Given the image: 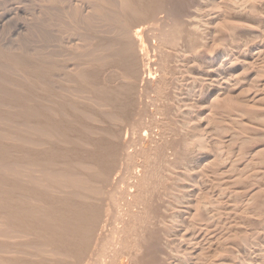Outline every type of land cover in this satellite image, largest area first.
<instances>
[{
  "label": "rangeland",
  "instance_id": "374dc122",
  "mask_svg": "<svg viewBox=\"0 0 264 264\" xmlns=\"http://www.w3.org/2000/svg\"><path fill=\"white\" fill-rule=\"evenodd\" d=\"M100 1L99 0H94V1L93 0H89V1L88 0L87 1L86 0H67V1L66 0H57V1L56 0H0V159L2 160V162H0V191H1L0 194L3 191L8 192L9 190L11 192L10 194L16 193L15 194L16 196L13 195L15 199L13 198V200H11L12 201L11 202L12 204L10 205L11 207L9 206L7 210L1 208V210H4V211L0 210V213H2L0 215V218L3 217L4 219H6V218L11 219L12 217H10V216H14V217H16V219L15 218L14 219L17 220V217H18L17 222H15V220L12 219V220H14V221H11L12 223L9 222L10 219L9 220L6 219L5 222L3 219H2L3 221L0 220V225H1L0 231L5 228V231H1V234H4V235L6 234L5 236L2 235L0 238V244H1L0 245V251H1L0 252V259H1L0 264H36V263L37 264H65L66 262H70V261H67L68 259H65V258H69L68 255L70 257L74 256L73 251H72L73 248H71V246H74V240L72 238H70L71 235L73 236V234L70 235V233L67 234L66 232L69 231V229H68L69 225H71L73 220L78 216V215H76L78 213L77 212L78 206L75 210V207H76L75 205L76 204L79 205V203L82 202V199H83L82 196H84L85 194L80 196L81 192L83 194V193H86L87 190L88 191L90 190L89 187H91V186H89V183H91L92 187H93V185H95V182H92L93 180H92V174L91 173L95 171L96 165L97 164L99 165V163L101 161L99 162V160H97L98 163H96L97 161L94 162L93 153L95 151H97L98 148L102 144H103V146L105 145L106 140H107L106 137H108L106 135V132L108 131L107 129H108L109 124H110L109 122H111L113 119H114L113 120L114 122L112 121L111 124L114 125V124H116V122H118V118H119V114H118L119 100H118V98H119L121 93L123 94L122 89H124L123 87H125L124 85L127 83V81H125V84L123 83L124 80H126V79L123 77V75H121L122 74L121 67L117 66L114 62V61H116L117 56L120 59V55L122 52L121 50H123L122 46L120 45L121 43L119 44V41H121V39L118 36L120 35V29L122 27L121 26L122 23L120 25L119 22H123L125 20L126 14H127V11H125L126 14L123 13L124 9H126V5H124L125 1L124 2H123V0H118V2H117V0H113V1H111V0H108V1L107 0H100ZM93 2H94V4H93ZM223 2H224L223 0L221 2H219V0L218 1L217 0H208V1L206 0V11H207L206 18L200 17V12L198 11V7H193V6L186 4V10H187L186 13H188V14H186V13L185 14L187 16L189 14H191L193 16V18L196 19V20L193 19L191 16L192 20L193 21L195 20L194 21L195 27L193 28L194 31L192 30L193 33L190 34V38L193 41L196 40L195 42L199 45H202V43H203V45L206 44V64L209 65L207 69L212 71V73L214 74V75H212V73L209 70L206 71V73L207 72L208 73L206 76V79H207L206 83L207 84H206V105H205L206 108L205 109L200 110V108H199L197 110L196 107H194L192 105L189 106L187 104V102H185V101L182 102V100L177 99L179 97V92L181 91V93H183L185 91L184 88L188 87L186 85L188 83V76H189L188 74L189 73L186 72L187 68H184L187 66V62H185V60H186L185 57H188V52L186 53V51H184V50L179 51V49L176 47V45H173L171 43L172 42L171 37H169L170 41H167L169 38L164 37V39L166 38V40L162 39V42L158 43V45H160L163 48H165V46H166V48H167V50H169V52L172 51V53L170 52L172 55L170 54L171 56H169L172 60L167 56H165V58L163 59L164 65H166L165 61H168V60L171 61V62L168 61V64H167V65H169L168 67H170L171 69L169 68V69H167V71H165L166 74L164 77H165L166 81L164 80L165 84H162L163 88L161 87L160 90L158 87L154 88L148 92L147 96L143 97L144 100L146 99L145 101L143 100L144 103H142V105H143L142 107L144 109H142L141 115L137 116L136 117L137 119L132 122L133 126L131 125V127H130L131 133L130 132L129 133L131 134V136L129 134V137H130L131 142L133 140V142H132L133 147H131L129 149V152L130 151H131V153L133 151L137 152V148L138 149L140 148L137 146H139V142H142V141H140V139L146 133V129L149 127H153L155 129L156 128V127H154L155 123L157 126L160 124V126H158L159 128L157 127L158 130L160 128H163L164 129L163 131L166 132V134H165V132L163 133V131H161L162 135L164 137L167 135L165 137L167 139V140H165L167 144L165 143L164 146L161 145L162 147H159L160 150L158 149V146L157 147L155 146L156 143L153 144L154 151L151 152V154H150V158L152 157L150 159V161L152 163V165L150 164V166L153 170L152 176H151L152 180L147 179L149 181V184H148V187L146 188V190H144V192H143L144 194L142 195L143 197H144V195H147V197L145 196V199L147 202H144V204H140V205L138 204L137 205V206H139V208H137V209H140V210L142 209L141 210L142 213H139L140 220L138 219L135 222L136 224L134 223L133 225H131L132 219H130V215H129L130 212L128 211L132 208L130 203L134 202L136 197H134V198L132 197V199H134V201H132L129 198V196L125 195L127 192L126 188H128V187H126V186H128V183L130 184V181L134 183L135 180H137L133 175V170L131 167V166H133V163H134L133 162L134 159H133V155H132L133 153L128 155L127 157H125V161H124L125 166H123V170L125 172L123 170L121 172V175H122V173H124L121 176V177H123L122 184L119 183L118 185H116L114 187H109L110 189L108 190L109 194H107V195H109V197H108L109 200L117 202V205L119 208L117 207L116 211H117V213L119 212V214H118L119 216H118V219H115V217H113L114 215H111L113 217L114 222L112 221V218H111L110 219L111 221H109L110 224L108 223V226L111 225L113 229L111 228V226L108 227L107 229H109L110 231H114V225H115V230L125 232L124 234L118 232V235H122V239H124V240L126 239L125 241H127L129 244L130 243L131 244L137 243L138 245L136 244V246L137 247L140 246L139 247L140 251H141L140 254L142 255V259H143L142 260L143 263L141 262V264H145L146 261H147L146 264H161V263L167 264L168 262H169L168 264H173V263L174 264H180L179 262H181V264H195V262L197 263V261L200 264H204V263L205 264H209V263L210 264H216V261L219 262V259L215 260V256L219 252L221 254V251L223 248L224 249H228V248L230 249L231 248L230 246L235 241L236 237H238V239L242 238L240 240H244L247 236L254 235L253 234L254 230L252 231V229L257 228L258 230L261 231V232H259L260 233L259 235H261V237H262L261 241H262V239H264L263 238L264 237V203H263L264 202V199H263L264 198V196H263L264 190H262V189H264V170H263L264 169V149H263L264 148V143H263L264 142V110H263L264 109V47L263 48H260L259 46H258L259 48L257 47V45L259 43L264 42L263 41L264 40V7H263L264 6V0H259V1L253 0V2H255L257 4H260V5L262 4V6L256 4V6H258V7H254V8H253V6L255 5V3H253V2H251V5L253 4L252 7L247 5V3L250 4L249 0L248 1H246V0H233V1L232 0H226V2H224L225 4ZM241 3H242V5H241ZM61 4H63V5H61ZM115 4H116V7H115ZM243 4H244V6L245 5L246 6L244 7ZM77 5H78V7H77ZM239 5H241V6H239ZM123 7H125V8L123 9ZM249 7H251V8H249ZM104 8H105V10H104ZM192 8H194V9H192ZM195 8H196V10H195ZM255 8L257 9V17L258 18L256 17L255 20L253 21L254 22L253 23L252 21L248 20L249 19L248 16H249V13H251V12L253 13V11H250V9L254 10ZM57 10H58V13H57ZM190 10H192V11H190ZM234 10H237V11H235V13H234L233 12ZM50 11H51V13H50ZM70 11H71V13H70ZM79 11H80V13H79ZM89 11H90V13H89ZM109 11H110V14H109ZM113 11L115 13L114 15H113ZM120 11H121V13H120ZM238 11H240L239 14H238ZM258 11H259V13H258ZM260 11H261V14H260ZM254 13H256V11ZM71 14H72V16H71ZM124 14H125V16H123ZM118 15H119V17H118ZM107 17H108V19H107ZM245 18H248L247 19L248 21ZM97 19H99V20H97ZM49 21H51L52 23ZM249 22H251L252 26L251 27L249 26L250 28L247 27L248 28L247 29L246 26H248V24L250 25ZM114 23H115V25H114ZM54 26H55V28H54ZM203 26H205V27H203ZM236 27H238V28H236ZM47 28H48V30H47ZM197 29L200 32L197 31ZM46 30H47V32H46ZM52 30H53V32H52ZM201 31H203V32H201ZM225 31H227V32H225ZM118 32H119V34H117ZM54 34H55V36H54ZM66 37H68V39ZM87 37L89 38V40ZM247 37H248V39H247ZM205 38H206V43L203 42ZM55 39H56V41H55ZM56 42H58V43H56ZM58 44H59V46L56 47ZM254 44H255V46H254ZM169 45H171V46H169ZM94 47L99 49V50H96ZM47 49H48V51H47ZM105 51H106V53H105ZM100 52H102V53H100ZM48 53H50V54L48 55ZM51 53H53L54 55L52 56ZM59 53H60V55H59ZM116 54H117V56H115ZM65 55H66V57H63ZM183 55H184V57H183ZM68 56H69V58H68ZM173 56L174 57L178 56V58H179V60L176 62V65L175 64L173 65V63H175V60H174L175 58ZM114 57H115V59H114ZM211 59H213L214 61ZM48 60L52 61L53 64H55L54 68L56 71L61 70L60 73L63 72L62 74H60L61 77L63 76L62 79L59 78V74H58L59 72L58 71L56 72L55 70H54L55 71L54 74L56 75V73H57L58 78L55 76H52V77H54V79L53 78L51 79L50 77H49V79H47V77H46L47 74H45V72L47 73L46 62L49 63ZM66 60H67V62H66ZM54 61H55V63H54ZM112 63H114V64H112ZM57 64H58V66L56 67ZM61 64H62V66H61ZM65 65H67V67ZM76 65H77V67H76ZM112 65L116 66L117 68L112 66ZM171 65H172V67H171ZM173 66H174V69H172ZM59 67L63 68V69H60ZM206 67H207V65H206ZM245 67L246 68L248 67V69H246ZM72 69H73V71H72ZM75 69H76V71H75ZM170 70H171V72H170ZM216 70H217V72H216ZM224 70H225V72H224ZM91 71H92V73H91ZM242 71L245 73H243ZM184 72L187 74H185ZM215 72H216V74H215ZM98 73H100L101 75ZM218 73H221L220 75L222 77ZM208 74H210V75H208ZM217 74H218V76H217ZM89 75H90V77H89ZM239 75H240V77H239ZM245 76L246 77L248 76V77L245 78ZM65 77L68 79H66ZM174 77H176L175 80L173 79ZM229 77H230V79H229ZM55 78H57V79H55ZM77 78H79V79H77ZM185 78H187V79H185ZM59 79H60L61 83L59 82ZM232 79H236L237 81L240 82L239 86H237L238 88H236V90H235V88L233 89L232 87H231L232 91L228 90V91H225L224 93L218 92V90H216L215 87L219 82L226 80V82L228 81V83H229ZM57 80L59 83L57 82ZM117 80L118 81L120 80V81L118 82ZM57 84H59V85H57ZM168 84H170V85L168 86ZM248 84H250V85H248ZM64 85L66 87H64ZM113 86H115V87H113ZM182 86H183V88L181 89ZM167 87H168V89H166ZM245 87H247V88L245 89ZM27 89H28V91H27ZM33 89H35V90H33ZM173 89H175V90H173ZM178 90H180V91H178ZM62 91H63V93H62ZM120 91H121V93H120ZM59 94H61V95H59ZM56 95H58V98ZM85 96L86 97L88 96L89 98L88 97L86 98ZM166 96H167V98H166ZM104 97H105V99H104ZM45 100L46 101L48 100V101L45 102ZM240 100H241V102H240ZM51 101H52V103H51ZM100 101L101 102L103 101L102 102L103 104ZM56 102H57V104L58 103L59 104L57 105ZM242 104H245V105H242ZM54 105H56L57 107ZM61 105L63 108L61 107ZM93 105H95V106H93ZM97 105H99L100 107ZM106 105H109V106H106ZM144 105H147V107ZM50 107L53 109L54 112H51L52 109H49ZM228 107H230V108H228ZM237 107H240V108H237ZM59 108L61 109V111H59L60 110ZM174 108H175V110H174ZM247 108H248V110H247ZM261 110H262V112H261ZM232 111H233V113H232ZM62 113H64V114H62ZM229 113H230V116H229ZM38 114H39V116H38ZM56 114H58V115H56ZM61 114L64 117L63 116L61 117ZM189 115H191V117ZM87 116H88V118H87ZM200 116H202V117H200ZM37 117L39 119H37ZM172 117H174V118H172ZM231 117L233 119H235V120L237 119V120L235 121ZM201 118H202V121H201ZM191 119L194 120V122L191 123L192 125H190ZM67 120H69V121H67ZM93 120H94V122H93ZM198 120L200 122H197ZM157 121L158 122L160 121V122L158 123ZM162 121L165 123L163 124ZM15 122H17V123H15ZM239 122H241V123H239ZM82 123H83V125H82ZM100 123H102V125ZM33 125H34V127L37 128V130L34 127L32 129ZM51 126H52V128H50ZM46 127L50 128V129H47ZM182 127L184 130L182 129ZM193 127H196V128H193ZM59 128L61 131L59 130ZM150 129L151 128L147 129V131ZM196 129L197 130L199 129L198 130L199 132H206V141L203 144V147H204L203 149H206V153L209 151L208 152V159L209 160L207 161L208 164H206V166H205L206 168L204 167L201 170V172L196 169L195 164L193 165V163L190 160V157L195 154V152H194L195 149H197L195 147L196 143L194 141V138L192 137V135L190 136V132L192 133L193 130L195 131ZM50 130H51V132H50ZM84 130H85V132H84ZM90 130H92V131L95 130V131L91 132ZM96 130H97V132H96ZM197 130H196V132H197ZM66 131L68 133H66ZM87 131L90 133H88ZM259 131L261 134L259 133ZM44 132H46V133H44ZM47 132H49V133H47ZM61 132H63L62 135H59V134H61ZM43 133L45 135H43ZM51 133L53 135H55L56 138L55 137L53 138V135H51ZM55 133L57 134V136ZM102 133H104L105 135ZM28 134H31L30 135L31 137ZM36 134H37V137H36ZM47 134L48 135L50 134V135L48 136ZM96 134H98V135H96ZM155 134H154V136H156V137L159 136V135H157V134L155 135ZM22 135H23V137H22ZM58 135L61 138H59ZM67 135L69 138L67 137ZM47 136H48V138L43 139V137H47ZM63 136H66V137H63ZM170 136H171V138H170ZM72 137H73L74 141L72 140ZM159 137H161V136H159ZM186 137H187V139H186ZM23 138H24V140H23ZM79 138L81 139V141ZM143 138L145 139V137H143ZM143 138L141 140H143ZM2 139H4V140L2 141ZM13 139H14V141H13ZM53 139H55V140H53ZM56 139H57V141H56ZM29 140H30V142H29ZM138 140H139V142H138ZM21 141H25V142L21 143ZM52 141H53V143H52ZM101 141H103V142H101ZM17 142L18 143L20 142V144H18ZM26 142L27 143L29 142V143L25 144ZM100 142H101V144H100ZM32 143H33V145H32V147H30ZM76 143H77V145H76ZM80 143H82V144H80ZM142 143H145V142H142ZM83 144H85L86 146ZM194 144H195L194 148H191ZM229 144H231V145H229ZM253 144H255V145H253ZM26 145H27V147H26ZM49 146H50V148H49ZM220 146H221V148H220ZM230 146L232 148H230ZM6 147H8V148H6ZM10 149L12 152L10 151ZM156 149H157V151H155ZM199 149H197V150H199ZM243 149H245V150H243ZM92 150L94 152H91ZM192 150H193V152H191ZM223 150H225V151H223ZM186 151H189L188 153H189V155L190 154L191 155L190 156L185 155L184 152H186ZM129 152H127V154H129ZM180 152H182V153H180ZM219 152H221V153H219ZM19 153L22 155H20ZM178 154H179V156H178ZM14 155L16 156V159H15V157L13 158ZM151 155H153V156H151ZM246 155H247V157H246ZM9 156L11 158L8 159ZM86 156H88V157H86ZM181 156H182V159H181ZM257 156L260 158H258ZM5 157H6V159H5ZM178 158H180V159H178ZM220 158H222V159H220ZM7 159H8V161H6ZM71 159H73V160H71ZM22 162H23V164H22ZM26 162H28V163H26ZM61 162L63 164H61ZM82 163H83V165H82ZM84 163H85V165L86 164L87 165L85 166ZM5 164L7 166L6 167L4 166V168H3V165H5ZM16 164H17V166H16ZM59 164H61V165H59ZM68 164L69 165L72 164V165L69 166ZM90 164H92L94 167ZM77 165H78V167H77ZM81 165H82V167H81ZM67 166L72 167V168H69ZM83 166L86 168H83ZM7 167L10 168V170L9 169L4 170ZM88 167L92 168L93 170L89 169ZM2 169L4 170L5 173L7 171V173L5 175H4V172ZM86 169H88V170H86ZM195 169H196V172L198 171L197 173H195L196 175L193 172V171H195ZM79 170L81 172H79ZM90 171H91V173H90ZM188 171L189 172L191 171V172L189 173ZM32 172H33V174H32ZM69 172L70 173L74 172V175L72 174L73 177L71 176V174ZM208 173H210V174H208ZM77 175H79V176H77ZM89 175H91V177H89ZM210 175H211V177H210ZM53 176H54V178H53ZM130 176H132L133 178ZM153 176H155V177L153 178ZM179 176H180V178H179ZM15 177H17L20 182ZM20 177H23V178H20ZM29 177H30V179H29ZM64 178H66V179H64ZM73 178H75V179H73ZM8 179H10V180L12 179V181H10ZM46 179H48V180H46ZM72 179H73V182L72 183L70 181L69 182L71 184L75 185V187H73L75 189L71 188L73 185L71 186V184H68V180L72 181ZM79 179L82 181V183H81L82 185L86 184L85 186L86 187L88 186L87 189L85 187H82V185L80 186L79 182H81V181ZM90 179L92 180L91 182L89 181ZM56 180L58 182V185H57L58 187L56 186V184H57L55 182ZM186 180H187V182H186ZM124 181H125V184H124ZM144 181H141V182H144ZM148 181H147V183H148ZM30 182H31V184H30ZM76 182H78L79 185H77ZM150 182H152V183H150ZM153 182H154V184H153ZM184 182H186V183H184ZM53 183H55V184H53ZM67 184L70 186H68ZM152 184H153V186H152ZM14 185H18V186H14ZM167 185H171V187L175 186V185L176 186L171 188L172 198H170V200L165 202L167 205L166 206L165 203H163V204L161 203V197H162L161 189ZM67 186L69 189L66 188ZM154 186H156V188H154ZM250 186H252V187L250 188ZM76 187H78V188H76ZM81 187H82V189H81L82 191L79 190ZM122 187L124 189H122ZM23 188H24V190H23ZM152 188L154 189L153 192H152ZM159 188H161L160 192H159ZM64 189L67 191L65 192ZM247 189H250L251 191L247 190ZM13 191H14V193H12ZM74 191H75V193H74ZM77 191L79 192V194ZM112 191H113V193H112ZM146 191H147V193H146ZM4 192H3V194H4ZM151 193L153 194V196ZM159 193H160V195H159ZM56 194H57V196H56ZM67 195L69 196V199H68ZM189 195H190V197H189ZM78 196L81 198V200ZM125 196L127 197L126 200L124 199V198H126ZM182 198H184V199H182ZM230 198H232V199L230 200ZM171 199H173L174 201L173 200L171 201ZM202 199H204V200H202ZM252 199H253V201H252ZM86 200H85V206L88 205V203H89V202H87V204H86ZM128 200L130 202H128ZM18 201H20V202H18ZM72 203L74 204L73 205L74 208L71 206ZM126 203H127V205H126ZM168 203H169V205L171 203L172 206L171 205L169 206ZM189 203L191 204L189 206L190 207L192 206L191 210H190L191 212L190 211L188 212L189 206L187 207V205ZM231 203H233V204H231ZM26 204H27V206H26ZM81 204L84 206V200L82 203H80V205ZM80 205H79V208L83 207L82 205L81 206ZM205 206H206V208H205ZM66 207H68V208H66ZM177 207L179 209H181L182 211L179 210ZM235 207H237V208H235ZM10 208H12L13 210L15 209L16 213H15V211H13ZM54 208H55L56 212H55ZM65 208H66V210H65ZM70 208L72 209V211H70L71 210ZM199 208H200V210H199ZM125 209H127L128 212ZM165 209L168 212H166ZM63 210H65V211L60 212ZM74 210L77 212L76 214H74L75 213ZM7 211H9L8 213H11V211H12L14 215L9 214L10 216H8V214H4V212L6 213ZM58 211H59V213H58ZM66 211H68V212H66ZM146 211H147V213H146ZM35 212H36V214H34ZM56 213H58L57 215L59 217L56 215ZM67 213L71 214V215H68ZM120 213H121V215H120ZM192 213H193V215H192ZM15 214H16V216H15ZM52 214H54V216ZM73 214H74V216H73ZM126 214L129 215V218H128V215H126ZM4 215L6 216V218L4 217ZM55 215L58 218H53V217H55ZM66 215L70 216L69 220L67 219ZM71 216H73V218ZM122 216H124V217H122ZM125 216H127V217H125ZM60 218H62V219H60ZM121 218L123 220V221L120 220V222L122 221L121 223L126 222L127 218L129 219L125 223L126 227H125V224L122 225L121 223H118L119 222L118 220ZM125 218H126V221L124 220ZM54 219H58V221H51ZM59 220H60V223L62 220H64V223L62 222L61 224H59L58 223ZM204 220H206V221H204ZM18 221H19V223H18ZM33 221H35V222L37 221L36 224H34L36 227H34ZM50 221L53 223H51ZM129 221H131V222H129ZM192 221H194V222H192ZM2 222H4V223H2ZM8 222L10 224H6V225H8V226L10 225L11 227L10 226L8 227L6 225H5L6 227L3 226V224L8 223ZM13 222H15L17 225H14L15 223L13 224ZM30 222H31L32 227H30V225H29ZM40 222L43 223L42 226H44V228L41 227ZM67 222H68V224L70 222V224L68 225ZM50 223H51V227L54 226L52 224H55L56 226H54V228L56 229V231L57 232L62 231L65 236L60 235L59 234L60 232L58 233L59 235L58 234L55 235L56 233L54 232L55 230L52 229L53 227L51 228L48 226V225H50ZM57 223L59 224L58 229H57V225H58ZM112 223H114V224H112ZM128 223H129V226H127ZM37 224H38V226H37ZM117 224H119L121 226H119ZM188 224H189V226H188ZM45 225H46V227H45ZM165 226H167V227H165ZM64 227H67V228H65V230H64ZM116 227H117V229H116ZM134 227H136V228H134ZM153 227L155 229H153ZM161 227H162V229H161ZM172 227L173 228L177 227L178 229L181 228L180 229L181 233H184L183 230H186L187 232H192V235L193 234L197 235L196 237L199 238L198 244L201 246L197 247L196 245H198V244L195 243L196 244L195 248L197 247L195 249L196 252L194 249H193L194 251L193 250L190 251L191 249L190 250L189 249L188 250L180 249V248L177 249V245L175 244L174 240H172V242H171L172 237H171L170 231H172V229H173ZM188 227H190V228H188ZM250 227H252V228H250ZM47 228H48V230H47ZM120 228L123 229L124 231L121 230ZM187 228H188V230H187ZM45 230H47V233L50 231L51 233L53 232L52 234L57 236V237L51 236L50 232L47 234L50 237H52L53 240L56 238L54 240L55 241L54 244L58 243L57 245L59 247L57 245L53 246V241L49 236L46 237L47 235H46ZM2 232H4V233H2ZM165 232H167V233H165ZM165 234H166V236H165ZM123 235H126V236H124L125 238L123 237ZM205 235H206V237H205ZM58 236H60V237L58 238ZM61 236L66 237V239L63 240V237H61ZM135 236H136V238H135ZM153 236H155L156 238ZM169 236H170V238H169ZM69 238H70V240H69ZM74 239H76L75 236H74ZM167 239H169V240H167ZM196 239H195V242L197 241ZM216 239H218L219 241ZM238 239L236 238V240H238ZM103 240H101L98 244V246L102 245L99 247V249L97 247L98 251H96V252L97 253L99 252L98 255H95L96 256L95 259L96 260L98 259L97 262L99 264L104 263L103 262L104 257L102 255L107 257L108 254L110 255L112 253V251H111L112 246H111V248L109 247L111 245L110 244L111 242H109L110 240L106 237ZM149 240H150V242H149ZM165 240L168 242H166ZM50 241H52V242H50ZM71 241L73 242V244L71 243ZM160 241H162V242L160 243ZM205 241H207V242H205ZM261 241L259 240L260 246L258 245V248H260L258 257H260V258L257 257V259H258L257 261H259V259L260 260L263 259L262 257L264 256L263 255L264 253H262V251H261V250H264V246H262V245H264V240L262 242ZM47 242H49V243H47ZM66 242L68 244L70 243L69 245H71V246H68V244ZM147 242H148V244H147ZM199 242H201V244ZM210 243H211V245H210ZM261 243H263V244H261ZM63 244H64V246H63ZM108 244H110V245H108ZM148 245H151V246H148ZM158 245H159V248H158ZM41 246H42V248H41ZM57 247H58V249H57ZM60 247L62 248V250L60 249ZM63 247H65V249ZM199 248H201V249H199ZM214 248H216V250ZM70 249H72L71 250L72 252H70ZM169 249H171V250H169ZM175 249H176V251L178 250L177 251V254H179L178 258H180L178 263L173 262V261L170 262L171 259H173V257H171V256L174 255V253H176ZM43 250H44V252H43ZM61 251H63V253ZM158 251H159V253L157 254ZM187 252H189L190 254ZM224 252H222V253H224ZM260 252L262 253V255ZM47 253H49V255ZM63 254H64V256H63ZM203 256H205V257L203 258ZM218 256H220V255L218 254ZM31 257H33V258H31ZM58 257H60V258H58ZM101 257H102V259H100ZM217 257H216V259H217ZM43 258H45V259H43ZM71 258H73V257H71ZM71 258L69 260H71ZM201 258H202V260H201ZM96 260L93 263L97 264ZM99 260H101L102 262ZM157 261H158V263H157ZM256 263H259V262H256Z\"/></svg>",
  "mask_w": 264,
  "mask_h": 264
},
{
  "label": "bare ground",
  "instance_id": "6f19581e",
  "mask_svg": "<svg viewBox=\"0 0 264 264\" xmlns=\"http://www.w3.org/2000/svg\"><path fill=\"white\" fill-rule=\"evenodd\" d=\"M57 1V0H56ZM67 1V0H66ZM87 1V0H86ZM89 1V0H88ZM94 1V0H93ZM100 1V0H99ZM108 1V0H107ZM111 1H113V0H111ZM125 1V3H124V5H126V9H124L125 7H123V9H124V12L123 13H125V11H127V14H126V17H125V20L123 21V22H119V24L121 25V23H122V27H121V29H120V35L118 36L120 39H121V41H119V44L122 46V48H123V50H121L122 52H121V55H120V59H119V57L117 56V54L115 55V56H117V59H116V61H114L115 62V64L117 65V66H120L121 67V70H122V74L121 75H123V77L126 79V80H124V84H125V81H127V83L124 85L125 87H123L124 89H122L121 91L123 92V94L121 93V91H120V93L122 94H120V96H119V98H118V100H119V106H118V114H119V118H118V122H116V124H111V122L114 120L112 117V121L111 122H109L110 124H109V127H108V131L106 132V135L108 136V137H106V143H105V145L103 146V144L98 148V150L97 151H91V152H94L93 153V159H94V162L95 161H97V160H99V162L101 163H99V165L97 164L96 165V167H95V171L94 172H92L91 173V171H90V173L92 174V180L90 179L89 181L91 182H95V185H93V187H92V185H91V183H89V186H91V187H89V191L87 192L86 191V193H83L82 194V192H81V194H80V196L81 195H84V196H82V202H83V200H84V206L83 207H80L79 208V205H80V203H82V202H80L79 203V205H75L76 207H75V210H76V208H77V206H78V210H77V212L75 211V213L74 214H76V215H78L74 220H73V222L71 223V225H69L70 224V222H69V224H68V222H67V224L69 225V227H68V229H69V231H67L66 233L67 234H69L70 233V235L71 234H73V236L71 235V237L70 238H72L73 240H74V246H71V245H69L67 242V244H68V246H71V248H73V250L72 249H70V252H72L73 251V254H74V256H71V257H73V258H71L69 255H68V257L69 258H65V259H68L67 261H70V262H66L65 264H95V263H93L96 259H95V255H98V253L96 252V251H98L97 250V247H98V249H99V247L100 246H102V245H99L98 246V244H99V242L101 241V240H103L105 237L106 238H108L110 241L109 242H111L110 244H108V245H110L109 247L111 248V246H112V248H111V251H112V253L108 256L107 255V257H105L104 255H102L104 258V260H103V264H141V262H142V255L140 254L141 253V251H140V246L139 247H137L136 246V244L137 243H134V244H129L127 241H125L124 239H122V235H118V232H120V233H125V232H121V231H119V230H115V225H114V231H110L109 229H107L108 227H110V226H108V223L110 224V222L109 221H111L110 219L112 218V221L114 222V220H113V217H115V219H118V214H119V212L117 213V211H116V208L118 207V205H117V202L116 201H111V200H109V195H107V194H109L108 193V190L110 189L109 187H114V186H116V185H118L119 183H121L122 184V182H123V177H121L124 173H122V175H121V172H122V170H123V166H125L124 165V161H125V157H127L128 155H130V154H132L133 155V166H131L132 167V170H133V175H134V177L137 179V180H135V182L133 183V182H131L130 180V184L128 183V186H126V187H128V188H126L127 190V192H126V194L125 195H127V196H129V198L132 200V201H134V199H132V197L134 198V197H136V199H135V201L134 202H131L130 203V205H131V209L130 210H128L130 213H129V215H130V219H132L131 221H132V224L131 225H133L138 219L140 220V215H139V213H142L141 212V210L140 209H137V208H139V206H137L138 204L140 205V204H144V202H147L146 201V199H145V196L147 197V195H144V197L142 196L144 193V190H146V188L148 187V184H149V181L148 180H152V172H153V170H152V168H151V166H150V164L152 165V163H151V161H150V159L152 158H150V154H151V152H153L154 151V147H153V144H155L156 143V147L158 146V149H159V147H162L161 145H165V143H166V141L165 140H167L165 137L167 136H163L162 135V132L161 131H163L164 129L163 128H160L159 130H158V126H160V124L157 126L156 125V123H155V125H154V127H156L155 129L153 128V127H149V128H151L150 130H148L147 131V129H149V128H147L146 129V133L144 134V136L143 137H145V139L143 138V140H141L140 139V141H142V142H145V143H142V142H139V140H138V142H139V146H137V147H140L139 149L137 148V152L136 151H133L132 153H131V151L129 152V149L131 148V147H133V144H132V142H133V140H132V142H131V140H130V137H129V134L131 133V125L133 126V124H132V122L134 121V120H136L137 118V116H140L141 115V113H142V109H144L142 106V103H144L143 102V97H145V96H147V94H148V92L150 91V90H152V89H154V88H159V90H160V88L162 87V84H165V71H167V69H169L170 67H168L169 65H167L168 64V61H170V60H168V61H165L166 62V65H164V63H163V59L165 58V56H167V57H169V56H171L172 54V51H170L169 52V50H167V48H166V46H165V48H163V47H161L160 45H158V43L159 42H162V39L163 40H166V38H169V37H171L172 39H171V43L173 44V45H176V47L179 49V51L180 50H184V51H186V53L188 52V57H185L186 58V60H185V62H187V66L186 67H184V68H187L186 70V72L187 73H189L188 75V83H187V85L186 86H188L187 88H184L185 89V91L183 92V93H181V91L180 90H178V91H180L179 92V97L177 98V99H180V100H182V102L183 101H185V102H187V104L189 105V106H194V107H196L197 108V110L200 108V110H203V109H205L206 108V76H207V73H206V71H208L209 69H207L208 68V64H206V44H204L203 45V43H202V45H199V44H197L195 41H193V40H191V38H190V34L191 33H193L192 32V30H193V28L195 27V24H194V21L196 20L195 18H193V16L191 15V14H189L188 16L186 15V14H188V13H186V4H188V5H190V6H193V7H198V11L200 12V17H204V18H206V13H207V11H206V0H123V2ZM208 1V0H207ZM218 1V0H217ZM222 0H219V2H221ZM224 2H226V0H223ZM233 1V0H232ZM246 1H248V0H246ZM250 1V4H248L247 3V5H249V6H251L252 7V5H251V2H253V0L251 1V0H249ZM259 1V0H258ZM55 2V1H54ZM101 2V1H100ZM104 2V1H103ZM116 2V1H115ZM117 2H118V0H117ZM214 2V1H213ZM223 2V3H224ZM242 2V1H241ZM61 3V2H60ZM85 3V2H84ZM102 3V2H101ZM105 3V2H104ZM211 3V2H210ZM209 3V4H210ZM253 3H255V2H253ZM87 4V3H86ZM93 4H94V2H93ZM108 4V3H107ZM112 4V3H111ZM120 4V3H119ZM225 4V3H224ZM227 4V3H226ZM256 4L257 3H255V5L253 6V8L254 7H258V6H256ZM52 5V4H51ZM50 5V6H51ZM61 5H63V4H61ZM65 5V4H64ZM88 5V4H87ZM113 5V4H112ZM122 5V4H121ZM217 5V4H216ZM241 5H242V3H241ZM241 5H239V6H241ZM257 5H260V4H257ZM55 6V5H54ZM214 6V5H213ZM243 6H244V4H243ZM246 6V5H245ZM244 6V7H245ZM260 6H262V4L260 5ZM64 7V6H63ZM74 7V6H73ZM77 7H78V5H77ZM96 7V6H95ZM101 7V6H100ZM106 7V6H105ZM115 7H116V4H115ZM234 7V6H233ZM251 7H249V8H251ZM264 7V6H263ZM51 8V7H50ZM76 8V7H75ZM85 8V7H84ZM94 8V7H93ZM108 8V7H107ZM189 8V7H188ZM217 8V7H216ZM242 8V7H241ZM80 9V8H79ZM190 9V8H189ZM192 9H194V8H192ZM237 9V8H236ZM243 9V8H242ZM246 9V8H245ZM260 9V8H259ZM258 9V10H259ZM104 10H105V8H104ZM120 10V9H119ZM195 10H196V8H195ZM256 11V13H254L255 11ZM254 10H251L250 9V11H253V13L251 12V13H249V16H248V18H245L246 20L248 19L249 21H254L255 20V18L257 17V9L255 8ZM261 10V9H260ZM263 10V9H262ZM66 11V10H65ZM69 11V10H68ZM78 11V10H77ZM83 11V10H82ZM122 11V10H121ZM121 11H120V13H121ZM190 11H192V10H190ZM235 11H237V10H234L233 12L235 13ZM246 11V10H245ZM50 13H51V11H50ZM49 13V14H50ZM57 13H58V10H57ZM70 13H71V11H70ZM79 13H80V11H79ZM89 13H90V11H89ZM186 13V14H185ZM240 13V11H238V14ZM258 13H259V11H258ZM104 14V13H103ZM109 14H110V11H109ZM115 13H114V11H113V15H114ZM125 14L123 15V16H125ZM243 14V13H242ZM260 14H261V11H260ZM259 14V15H260ZM263 14V13H262ZM54 15V14H53ZM97 15V14H96ZM117 15V14H116ZM198 15V14H197ZM209 15V14H208ZM235 15V14H234ZM52 16V15H51ZM71 16H72V14H71ZM98 16V15H97ZM106 16V15H105ZM191 16H192V18L193 19H195L194 21L192 20V18H191ZM195 16V15H194ZM241 16V15H240ZM246 16V15H245ZM94 17V16H93ZM118 17H119V15H118ZM247 17V16H246ZM70 18V17H69ZM97 18V17H96ZM99 18V17H98ZM112 18V17H111ZM199 18V17H198ZM240 18V17H239ZM258 18V17H257ZM261 18V17H260ZM53 19V18H52ZM72 19V18H71ZM81 19V18H80ZM102 19V18H101ZM107 19H108V17H107ZM209 19V18H208ZM68 20V19H67ZM79 20V19H78ZM97 20H99V19H97ZM114 20V19H113ZM203 20V19H202ZM206 20V19H205ZM241 20V19H240ZM247 20V21H248ZM83 21V20H82ZM121 21V20H120ZM49 22H51V21H49ZM97 22V21H96ZM111 22V21H110ZM203 22V21H202ZM52 23V22H51ZM59 23V22H58ZM72 23V22H71ZM78 23V22H77ZM248 23V22H247ZM250 23V25L248 24V26H246V28L248 27V28H250L252 25H251V22H249ZM254 23V22H253ZM54 24V23H53ZM241 24V23H240ZM246 24V23H245ZM114 25H115V23H114ZM203 25V24H202ZM112 26V25H111ZM118 26V25H117ZM250 26V27H249ZM256 26V25H255ZM53 27V26H52ZM51 27V28H52ZM61 27V26H60ZM59 27V28H60ZM87 27V26H86ZM203 27H205V26H203ZM234 27V26H233ZM243 27V26H242ZM54 28H55V26H54ZM99 28V27H98ZM200 28V27H199ZM232 28V27H231ZM236 28H238V27H236ZM244 28V27H243ZM247 28V29H248ZM77 29V28H76ZM85 29V28H84ZM97 29V28H96ZM245 29V28H244ZM47 30H48V28H47ZM47 30H46V32H47ZM110 30V29H109ZM115 30V29H114ZM233 30V29H232ZM238 30V29H237ZM253 30V29H252ZM194 31V30H193ZM197 31H199L198 29H197ZM248 31V30H247ZM250 31V30H249ZM52 32H53V30H52ZM55 32V31H54ZM64 32V31H63ZM75 32V31H74ZM200 32V31H199ZM201 32H203V31H201ZM225 32H227V31H225ZM110 33V32H109ZM115 33V32H114ZM78 34V33H77ZM117 34H119V32L117 33ZM48 35V34H47ZM52 35V34H51ZM93 35V34H92ZM101 35V34H100ZM99 35V36H100ZM112 35V34H111ZM195 35V34H194ZM206 35V34H205ZM235 35V34H234ZM237 35V34H236ZM54 36H55V34H54ZM81 36V35H80ZM201 36V35H200ZM239 36V35H238ZM62 37V36H61ZM65 37V36H64ZM164 37H166L165 39H164ZM67 39H68V37H66ZM88 38V37H87ZM204 38V37H203ZM61 39V38H60ZM66 39V40H67ZM94 39V38H93ZM109 39V38H108ZM216 39V38H215ZM237 39V38H236ZM240 39V38H239ZM247 39H248V37H247ZM254 39V38H253ZM58 40V39H57ZM88 40H89V38H88ZM210 40V39H209ZM48 41V40H47ZM55 41H56V39H55ZM77 41V40H76ZM167 41H170V38L167 40ZM199 41V40H198ZM238 41V40H237ZM236 41V42H237ZM248 41V40H247ZM250 41V40H249ZM252 41V40H251ZM264 41V40H263ZM54 42V41H53ZM87 42V41H86ZM95 42V41H94ZM204 43H206V38L204 39V41H203ZM229 42V41H228ZM235 42V43H236ZM253 42V41H252ZM48 43V42H47ZM50 43V42H49ZM56 43H58V42H56ZM61 43V42H60ZM78 43V42H77ZM164 43V42H163ZM162 43V44H163ZM84 44V43H83ZM86 44V43H85ZM88 44V43H87ZM169 44V43H168ZM234 44V43H233ZM237 44V43H236ZM258 44V43H257ZM64 45V44H63ZM80 45V44H79ZM89 45V44H88ZM100 45V44H99ZM119 45V46H120ZM59 46V44L56 46V47H58ZM92 46V45H91ZM110 46V45H109ZM108 46V47H109ZM116 46V45H115ZM118 46V45H117ZM169 46H171V45H169ZM235 46V45H234ZM254 46H255V44H254ZM260 47V48H263L264 47V42H261V43H259L258 45H257V47ZM53 47V46H52ZM62 47V46H61ZM83 47V46H82ZM89 47V46H88ZM249 47V46H248ZM258 47V48H259ZM65 48V47H64ZM91 48V47H90ZM95 48V47H94ZM121 48V47H120ZM173 48V47H172ZM234 48V47H233ZM232 48V49H233ZM70 49V48H69ZM72 49V48H71ZM96 50H99V49H97V48H95ZM165 49V50H164ZM53 50V49H52ZM51 50V51H52ZM67 50V49H66ZM77 50V49H76ZM117 50V49H116ZM47 51H48V49H47ZM78 51V50H77ZM103 51V50H102ZM174 51V50H173ZM64 52V51H63ZM104 52V51H103ZM112 52V51H111ZM175 52V51H174ZM65 53V52H64ZM100 53H102V52H100ZM105 53H106V51H105ZM120 53V52H119ZM183 53V52H182ZM50 53H48V55H49ZM52 54V56L54 55L53 53H51ZM56 54V53H55ZM58 54V53H57ZM111 54V53H110ZM113 54V53H112ZM171 54V55H170ZM59 55H60V53H59ZM186 56V55H185ZM212 56V55H211ZM214 56V55H213ZM63 57H66V55L65 56H63ZM93 57V56H92ZM98 57V56H97ZM174 57V56H173ZM183 57H184V55H183ZM68 58H69V56H68ZM77 58V57H76ZM101 58V57H100ZM170 58V57H169ZM175 58V59H174ZM173 59L175 60V63H173V65L175 64L176 65V62L179 60V58H178V56H176V57H174ZM181 58V57H180ZM189 58V59H188ZM83 59V58H82ZM95 59V58H94ZM103 59V58H102ZM114 59H115V57H114ZM113 59V60H114ZM171 59V58H170ZM246 59V58H245ZM244 59V60H245ZM51 60V59H50ZM78 60V59H77ZM111 60V59H110ZM112 60V61H113ZM167 60V59H166ZM172 60V59H171ZM211 60H213V59H211ZM49 61V60H48ZM89 61V60H88ZM184 61V60H183ZM214 61V60H213ZM45 62V61H44ZM66 62H67V60H66ZM78 62V61H77ZM94 62V61H93ZM102 62V61H101ZM110 62V61H109ZM171 62V61H170ZM182 62V61H181ZM211 62V61H210ZM250 62V61H249ZM54 63H55V61H54ZM61 63V62H60ZM72 63V62H71ZM79 63V62H78ZM89 63V62H88ZM183 63V62H182ZM237 63V62H236ZM241 63V62H240ZM46 64H47V73L45 72V74H47V79H49V77L52 79H54V77H52V76H55V77H57L58 78V75H57V73H56V75L54 74L55 73V64H53V62L52 61H49V63H47L46 62ZM45 64V65H46ZM111 64V63H110ZM109 64V65H110ZM112 64H114V63H112ZM171 64V63H170ZM41 65V64H40ZM74 65V64H73ZM106 65V64H105ZM180 65V64H179ZM184 65V64H183ZM206 65H207V67H206ZM234 65V64H233ZM58 66V64L56 65V67ZM61 66H62V64H61ZM60 66V67H61ZM66 67H67V65H65ZM84 66V65H83ZM112 66H114V65H112ZM221 66V65H220ZM235 66V65H234ZM46 67V66H45ZM59 67V68H60ZM71 67V66H70ZM76 67H77V65H76ZM94 67V66H93ZM101 67V66H100ZM99 67V68H100ZM114 67H116V66H114ZM171 67H172V65H171ZM176 67V66H175ZM262 67V66H261ZM38 68V67H37ZM44 68V67H43ZM65 68V67H64ZM72 68V67H71ZM117 68V67H116ZM179 68V67H178ZM181 68V67H180ZM218 68V67H217ZM246 68V67H245ZM244 68V69H245ZM57 69V68H56ZM60 69H63V68H60ZM105 69V68H104ZM171 69V68H170ZM172 69H174V66H173V68ZM207 69V70H206ZM246 69H248V67L246 68ZM259 69V68H258ZM55 70V71H54ZM67 70V69H66ZM178 70V69H177ZM180 70V69H179ZM213 70V69H212ZM257 70V69H256ZM59 73V78H63V76L61 77L60 76V74H62V73H60L61 72V70L59 71V70H57ZM56 71V72H57ZM65 71V70H64ZM72 71H73V69H72ZM75 71H76V69H75ZM82 71V70H81ZM101 71V70H100ZM169 71V70H168ZM210 71V70H209ZM244 71V70H243ZM242 71V72H243ZM70 72V71H69ZM118 72V71H117ZM121 72V71H120ZM170 72H171V70H170ZM181 72V71H180ZM211 73H212V71H210ZM216 72H217V70H216ZM216 72H215V74H216ZM224 72H225V70H224ZM79 73V72H78ZM91 73H92V71H91ZM169 73V72H168ZM167 73V74H168ZM185 73V72H184ZM187 73H185V74H187ZM243 73H245V72H243ZM242 73V74H243ZM248 73V72H247ZM246 73V74H247ZM250 73V72H249ZM253 73V72H252ZM77 74V73H76ZM81 74V73H80ZM98 74H100V73H98ZM115 74V73H114ZM120 74V73H119ZM219 75L221 74V73H218ZM218 74H217V76H218ZM225 74V73H224ZM64 75V74H63ZM101 75V74H100ZM208 75H210V74H208ZM212 75H214L213 73H212ZM238 75V74H237ZM44 76V75H43ZM114 76V75H113ZM167 76V75H166ZM186 76V75H185ZM221 76V75H220ZM45 77V76H44ZM89 77H90V75H89ZM122 77V76H121ZM168 77V76H167ZM166 77V78H167ZM183 77V76H182ZM187 77V76H186ZM222 77V76H221ZM232 77V76H231ZM239 77H240V75H239ZM244 77V76H243ZM248 77V76H247ZM246 76H245V78H247ZM259 77V76H258ZM57 78H55V79H57ZM66 78V77H65ZM117 78V77H116ZM175 78L176 77H174L173 79L175 80ZM233 78V77H232ZM236 78V77H235ZM50 79V80H51ZM66 79H68V78H66ZM71 79V78H70ZM77 79H79V78H77ZM85 79V78H84ZM101 79V78H100ZM113 79V78H112ZM168 79V78H167ZM172 79V80H173ZM185 79H187V78H185ZM229 79H230V77H229ZM228 79V80H229ZM237 79V78H236ZM236 79H232L229 83H228V81L226 82V80H223L222 82H219L217 85H216V90H218V92H225V91H228V90H231L232 91V88L234 89L235 88V90H236V88H238L237 86H239V81H237ZM49 80V81H50ZM165 80V81H164ZM210 80V79H209ZM256 80V79H255ZM89 81V80H88ZM118 81V80H117ZM120 81V80H119ZM118 81V82H119ZM171 81V80H170ZM242 81V80H241ZM248 81V80H247ZM253 81V80H252ZM258 81V80H257ZM256 81V82H257ZM57 82H58V80H57ZM56 82V83H57ZM59 82L61 83V81H60V79H59ZM58 82V83H59ZM74 82V81H73ZM77 82V81H76ZM84 82V81H83ZM168 82V81H167ZM90 83V82H89ZM171 83V82H170ZM174 83V82H173ZM172 83V84H173ZM212 83V82H211ZM242 83V82H241ZM29 84V83H28ZM55 84V83H54ZM81 84V83H80ZM79 84V85H80ZM107 84V83H106ZM213 84V83H212ZM216 84V83H215ZM214 84V85H215ZM252 84V83H251ZM46 85V84H45ZM50 85V84H49ZM48 85V86H49ZM52 85V84H51ZM57 85H59V84H57ZM120 85V84H119ZM170 84H168V86H169ZM242 85V84H241ZM248 85H250V84H248ZM29 86V85H28ZM61 86V85H60ZM81 86V85H80ZM108 86V85H107ZM110 86V85H109ZM167 86V85H166ZM185 86V87H186ZM213 86V85H212ZM58 87V86H57ZM64 87H66L65 85H64ZM100 87V86H99ZM104 87V86H103ZM113 87H115V86H113ZM232 87V88H231ZM60 88V87H59ZM106 88V87H105ZM163 88V87H162ZM171 88V87H170ZM183 88V86L181 87V89ZM247 87H245V89H246ZM46 89V88H45ZM52 89V88H51ZM63 89V88H62ZM117 89V88H116ZM121 89V88H120ZM165 89V88H164ZM166 89H168V87L166 88ZM165 89V90H166ZM33 90H35V89H33ZM93 90V89H92ZM102 90V89H101ZM107 90V89H106ZM119 90V89H118ZM164 90V91H165ZM173 90H175V89H173ZM27 91H28V89H27ZM81 91V90H80ZM97 91V90H96ZM104 91V90H103ZM183 91V90H182ZM19 92V91H18ZM44 92V91H43ZM48 92V91H47ZM98 92V91H97ZM102 92V91H101ZM105 92V91H104ZM114 92V91H113ZM167 92V91H166ZM257 92V91H256ZM62 93H63V91H62ZM65 93V92H64ZM84 93V92H83ZM88 93V92H87ZM100 93V92H99ZM156 93V92H155ZM58 94V93H57ZM69 94V93H68ZM86 94V93H85ZM102 94V93H101ZM109 94V93H108ZM220 94V93H219ZM45 95V94H44ZM59 95H61V94H59ZM80 95V94H79ZM89 95V94H88ZM95 95V94H94ZM98 95V94H97ZM103 95V94H102ZM177 95V94H176ZM259 95V94H258ZM57 96V98H58V95H56ZM149 96V95H148ZM172 96V95H171ZM175 96V95H174ZM255 96V95H254ZM18 97V96H17ZM27 97V96H26ZM50 97V96H49ZM55 97V96H54ZM53 97V98H54ZM78 97V96H77ZM86 97V96H85ZM88 97V96H87ZM86 97V98H87ZM117 97V96H116ZM170 97V96H169ZM173 97V96H172ZM56 98V99H57ZM82 98V97H81ZM89 98V97H88ZM93 98V97H92ZM108 98V97H107ZM166 98H167V96H166ZM47 99V98H46ZM63 99V98H62ZM104 99H105V97H104ZM154 99V98H153ZM170 99V98H169ZM59 100V99H58ZM88 100V99H87ZM117 100V101H118ZM146 100V99H145ZM144 100V101H145ZM40 101V100H39ZM48 101V100H47ZM46 100H45V102H47ZM62 101V100H61ZM60 101V102H61ZM89 101V100H88ZM94 101V100H93ZM106 101V100H105ZM112 101V100H111ZM166 101V100H165ZM101 102V101H100ZM103 102V101H102ZM101 102V103H102ZM156 102V101H155ZM240 102H241V100H240ZM50 103V102H49ZM51 103H52V101H51ZM88 103V102H87ZM94 103V102H93ZM97 103V102H96ZM95 103V104H96ZM149 103V102H148ZM44 104V103H43ZM56 104H57V102H56ZM59 104V103H58ZM57 104V105H58ZM63 104V103H62ZM99 104V103H98ZM103 104V103H102ZM150 104V103H149ZM158 104V103H157ZM184 104V103H183ZM45 105V104H44ZM113 105V104H112ZM148 105V104H147ZM147 105H144V106H146L147 107ZM169 105V104H168ZM238 105V104H237ZM242 105H245V104H242ZM241 105V106H242ZM248 105V104H247ZM50 106V105H49ZM52 106V105H51ZM54 106H56V105H54ZM53 106V107H54ZM69 106V105H68ZM83 106V105H82ZM93 106H95V105H93ZM97 106H99V105H97ZM106 106H109V105H106ZM116 106V105H115ZM240 106V107H241ZM259 106V105H258ZM262 106V105H261ZM27 107V106H26ZM57 107V106H56ZM61 107H62V105H61ZM65 107V106H64ZM72 107V106H71ZM100 107V106H99ZM105 107V106H104ZM187 107V106H186ZM227 107V106H226ZM225 107V108H226ZM240 107H237V108H240ZM44 108V107H43ZM55 108V107H54ZM63 108V107H62ZM86 108V107H85ZM90 108V107H89ZM88 108V109H89ZM102 108V107H101ZM228 108H230V107H228ZM232 108V107H231ZM235 108V107H234ZM233 108V109H234ZM257 108V107H256ZM263 108V107H262ZM24 109V108H23ZM45 109V108H44ZM49 109H52L51 107L49 108ZM48 109V110H49ZM60 109V108H59ZM74 109V108H73ZM152 109V108H151ZM43 110V109H42ZM77 110V109H76ZM80 110V109H79ZM100 110V109H99ZM105 110V109H104ZM160 110V109H159ZM174 110H175V108H174ZM196 110V109H195ZM226 110V109H225ZM231 110V109H230ZM247 110H248V108H247ZM264 110V109H263ZM59 111H61V109L59 110ZM75 111V110H74ZM89 111V110H88ZM116 111V110H115ZM192 111V110H191ZM245 111V110H244ZM260 111V110H259ZM51 112H54L53 111V109H52V111ZM56 112V111H55ZM67 112V111H66ZM82 112V111H81ZM261 112H262V110H261ZM34 113V112H33ZM46 113V112H45ZM57 113V112H56ZM65 113V112H64ZM64 113H62V114H64ZM69 113V112H68ZM91 113V112H90ZM152 113V112H151ZM232 113H233V111H232ZM244 113V112H243ZM61 114V117L63 116ZM34 115V114H33ZM51 115V114H50ZM56 115H58V114H56ZM68 115V114H67ZM173 115V114H172ZM175 115V114H174ZM185 115V114H184ZM227 115V114H226ZM38 116H39V114H38ZM69 116V115H68ZM118 116V115H117ZM152 116V115H151ZM190 117H191V115H189ZM193 116V115H192ZM199 116V115H198ZM229 116H230V113H229ZM64 117V116H63ZM67 117V116H66ZM86 117V116H85ZM107 117V116H106ZM142 117V116H141ZM159 117V116H158ZM200 117H202V116H200ZM259 117V116H258ZM262 117V116H261ZM46 118V117H45ZM87 118H88V116H87ZM156 118V117H155ZM166 118V117H165ZM172 118H174V117H172ZM189 118V117H188ZM223 118V117H222ZM230 118V117H229ZM232 118V117H231ZM37 119H39L38 117H37ZM50 119V118H49ZM74 119V118H73ZM105 119V118H104ZM152 119V118H151ZM183 119V118H182ZM233 119V118H232ZM261 119V118H260ZM33 120V119H32ZM48 120V119H47ZM187 120V119H186ZM197 120V119H196ZM200 120V119H199ZM197 121V122H200V121ZM218 120V119H217ZM233 120H235V119H233ZM237 120V119H236ZM235 120V121H236ZM53 121V120H52ZM61 121V120H60ZM67 121H69V120H67ZM88 121V120H87ZM98 121V120H97ZM154 121V120H153ZM172 121V120H171ZM201 121H202V118H201ZM223 121V120H222ZM229 121V120H228ZM239 121V120H238ZM249 121V120H248ZM256 121V120H255ZM93 122H94V120H93ZM101 122V121H100ZM103 122V121H102ZM114 122V121H113ZM158 122V121H157ZM160 122V121H159ZM158 122V123H159ZM194 122V120L193 119H191L190 120V125H192L191 123H193ZM224 122V121H223ZM222 122V123H223ZM231 122V121H230ZM257 122V121H256ZM261 122V121H260ZM15 123H17V122H15ZM58 123V122H57ZM61 123V122H60ZM73 123V122H72ZM162 123L164 124L165 122H163L162 121ZM196 123V122H195ZM235 123V122H234ZM239 123H241V122H239ZM244 123V122H243ZM35 124V123H34ZM85 124V123H84ZM101 125H102V123H100ZM162 124V125H163ZM6 125V124H5ZM67 125V124H66ZM82 125H83V123H82ZM108 125V124H107ZM200 125V124H199ZM202 125V124H201ZM206 125V124H205ZM221 125V124H220ZM224 125V124H223ZM236 125V124H235ZM30 126V125H29ZM37 126V125H36ZM50 126V125H49ZM55 126V125H54ZM88 126V125H87ZM152 126V125H151ZM194 126V125H193ZM198 126V125H197ZM33 127H34V125L32 126V129H33ZM39 127V126H38ZM42 127V126H41ZM40 127V128H41ZM48 127V126H47ZM46 127V128H47ZM158 127V128H157ZM162 127V126H161ZM172 127V126H171ZM179 127V126H178ZM208 127V126H207ZM12 128V127H11ZM15 128V127H14ZM29 128V127H28ZM34 128H36V127H34ZM50 128H52V126L50 127ZM50 128H47V129H50ZM56 128V127H55ZM58 128V127H57ZM78 128V127H77ZM86 128V127H85ZM84 128V129H85ZM136 128V127H135ZM189 128V127H188ZM193 128H196V127H193ZM192 128V129H193ZM253 128V127H252ZM31 129V130H32ZM54 129V128H53ZM68 129V128H67ZM79 129V128H78ZM88 129V128H87ZM90 129V128H89ZM99 129V128H98ZM133 129V128H132ZM182 129H183V127H182ZM181 129V130H182ZM191 129V130H192ZM201 129V128H200ZM215 129V128H214ZM218 129V128H217ZM235 129V128H234ZM248 129V128H247ZM256 129V128H255ZM36 130H37V128H36ZM35 130V131H36ZM42 130V129H41ZM40 130V131H41ZM58 130V129H57ZM59 130H60V128H59ZM73 130V129H72ZM102 130V129H101ZM138 130V129H137ZM145 130V129H144ZM180 130V131H181ZM184 130V129H183ZM197 130V129H196ZM196 130L194 131L193 130V132L191 133L190 132V136L192 135V137L194 138V141H195V143H196V146H195V144L191 147V148H194V146L197 148V149H199V150H197V149H195V154L194 155H192L191 157H190V160H191V162L193 163V165L195 164V166H196V169L198 170V171H200L201 172V170L206 166V164H208V152L206 153V149H203L204 147H203V144H204V142L206 141V132H199L198 130H197V132H196ZM239 130V129H238ZM252 130V129H251ZM259 130V129H258ZM53 131V130H52ZM61 131V130H60ZM59 131V132H60ZM71 131V130H70ZM91 132H93V131H95V130H90ZM100 131V130H99ZM103 131V130H102ZM188 131V130H187ZM220 131V130H219ZM234 131V130H233ZM261 131V130H260ZM260 131H259V133H260ZM16 132V131H15ZM23 132V131H22ZM33 132V131H32ZM42 132V131H41ZM50 132H51V130H50ZM58 132V131H57ZM56 132V133H57ZM64 132V131H63ZM63 132H61V134H59V135H62V133ZM79 132V131H78ZM84 132H85V130H84ZM88 132V131H87ZM96 132H97V130H96ZM130 132V133H129ZM157 134V135H159V136H161V137H156V136H154V134L155 133ZM165 131H163V133H164ZM246 132V131H245ZM25 133V132H24ZM44 133H46V132H44ZM43 133V135H45ZM47 133H49V132H47ZM54 133V132H53ZM55 133V134H56ZM66 133H68L67 131H66ZM88 133H90V132H88ZM135 133V132H134ZM170 133V132H169ZM210 133V132H209ZM236 133V132H235ZM252 133V132H251ZM255 133V132H254ZM4 134V133H3ZM76 134V133H75ZM102 134H104V133H102ZM155 134V135H156ZM165 134H166V132H165ZM211 134V133H210ZM248 134V133H247ZM261 134V133H260ZM12 135V134H11ZM29 136L31 135V134H28ZM39 135V134H38ZM48 135V134H47ZM50 135V134H49ZM48 135V136H49ZM51 135H53L52 133H51ZM58 135V136H59ZM84 135V134H83ZM96 135H98V134H96ZM105 135V134H104ZM171 135V134H170ZM182 135V134H181ZM48 136L47 137H43V139L44 138H48ZM56 136H57V134H56ZM88 136V135H87ZM91 136V135H90ZM130 136H131V134H130ZM189 136V137H190ZM215 136V135H214ZM247 136V135H246ZM9 137V136H8ZM22 137H23V135H22ZM28 137V136H27ZM31 137V136H30ZM36 137H37V134H36ZM55 137V135H53V138ZM63 137H66V136H63ZM67 137H68V135H67ZM85 137V136H84ZM179 137V136H178ZM191 137V138H192ZM237 137V136H236ZM239 137V136H238ZM260 137V136H259ZM42 138V137H41ZM51 138V137H50ZM49 138V139H50ZM56 138V137H55ZM59 138H61L60 136H59ZM69 138V137H68ZM71 138V137H70ZM77 138V137H76ZM101 138V137H100ZM160 138V139H159ZM170 138H171V136H170ZM192 138V139H193ZM258 138V137H257ZM262 138V137H261ZM15 139V138H14ZM14 139H13V141H14ZM30 139V138H29ZM40 139V138H39ZM65 139V138H64ZM75 139V138H74ZM80 139V138H79ZM133 139V138H132ZM186 139H187V137H186ZM216 139V138H215ZM222 139V138H221ZM250 139V138H249ZM4 139H2V141H3ZM22 140V139H21ZM23 140H24V138H23ZM27 140V139H26ZM53 140H55V139H53ZM69 140V139H68ZM72 140H73V137H72ZM171 140V139H170ZM191 140V139H190ZM223 140V139H222ZM239 140V139H238ZM248 140V139H247ZM18 141V140H17ZM32 141V140H31ZM39 141V140H38ZM56 141H57V139H56ZM65 141V140H64ZM74 141V140H73ZM80 141H81V139H80ZM97 141V140H96ZM250 141V140H249ZM254 141V140H253ZM16 142V141H15ZM24 143L25 141H21V143ZM29 142H30V140H29ZM28 142V143H29ZM69 142V141H68ZM79 142V141H78ZM101 142H103V141H101ZM101 142H100V144H101ZM137 142V141H136ZM137 142V143H138ZM193 142V141H192ZM191 142V143H192ZM216 142V141H215ZM232 142V141H231ZM234 142V141H233ZM241 142V141H240ZM18 143V142H17ZM27 142L25 143V144H28ZM40 143V142H39ZM52 143H53V141H52ZM194 143V142H193ZM192 143V144H193ZM235 143V142H234ZM253 143V142H252ZM264 143V142H263ZM18 144H20V142L18 143ZM55 144V143H54ZM61 144V143H60ZM74 144V143H73ZM80 144H82V143H80ZM167 144V143H166ZM219 144V143H218ZM222 144V143H221ZM238 144V143H237ZM22 145V144H21ZM20 145V146H21ZM32 145H33V143L31 144V146L30 147H32ZM43 145V144H42ZM63 145V144H62ZM70 145V144H69ZM68 145V146H69ZM76 145H77V143H76ZM83 145H85V144H83ZM229 145H231V144H229ZM234 145V144H233ZM252 145V144H251ZM253 145H255V144H253ZM25 146V145H24ZM46 146V145H45ZM56 146V145H55ZM71 146V145H70ZM79 146V145H78ZM86 146V145H85ZM88 146V145H87ZM187 146V145H186ZM205 146V145H204ZM216 146V145H215ZM5 147V146H4ZM26 147H27V145H26ZM29 147V146H28ZM52 147V146H51ZM91 147V146H90ZM136 147V146H135ZM6 148H8V147H6ZM11 148V147H10ZM18 148V147H17ZM21 148V147H20ZM49 148H50V146H49ZM67 148V147H66ZM81 148V147H80ZM85 148V147H84ZM92 148V147H91ZM103 148V149H102ZM153 148V149H152ZM207 148V147H206ZM220 148H221V146H220ZM230 148H232L231 146H230ZM249 148V147H248ZM23 149V148H22ZM86 149V148H85ZM96 149V148H95ZM203 149V150H202ZM241 149V148H240ZM247 149V148H246ZM264 149V148H263ZM53 150V149H52ZM70 150V149H69ZM73 150V149H72ZM132 150V149H131ZM136 150V149H135ZM160 150V149H159ZM185 150V149H184ZM191 150V149H190ZM189 150V151H190ZM194 150V149H193ZM193 150L191 151V152H193ZM197 150V151H196ZM243 150H245V149H243ZM10 151H11V149H10ZM9 151V152H10ZM155 151H157V149L155 150ZM162 151V150H161ZM164 151V150H163ZM189 151H186L187 153L189 152ZM214 151V150H213ZM223 151H225V150H223ZM233 151V150H232ZM7 152V151H6ZM12 152V151H11ZM14 152V151H13ZM65 152V151H64ZM83 152V151H82ZM127 152H129V154H127ZM183 152V151H182ZM182 152H180V153H182ZM186 152H184L185 153V155H188V156H190L189 155V153L187 154ZM190 152V153H191ZM222 152V151H221ZM221 152H219V153H221ZM235 152V151H234ZM15 153V152H14ZM17 153V152H16ZM40 153V152H39ZM47 153V152H46ZM157 153V152H156ZM161 153V152H160ZM179 153V154H180ZM263 153V152H262ZM20 154V153H19ZM179 154H178V156H179ZM246 154V153H245ZM249 154V153H248ZM261 154V153H260ZM13 155V154H12ZM17 155V154H16ZM20 155H22V154H20ZM131 155V156H132ZM183 155V154H182ZM244 155V154H243ZM4 156V155H3ZM19 156V155H18ZM24 156V155H23ZM43 156V155H42ZM67 156V155H66ZM151 156H153V155H151ZM15 157V159H16V156L14 155L13 156V158ZM63 157V156H62ZM78 157V156H77ZM86 157H88V156H86ZM237 157V156H236ZM239 157V156H238ZM246 157H247V155H246ZM258 157V156H257ZM2 158V157H1ZM9 158H11L10 156L8 157V159ZM46 158V157H45ZM184 158V157H183ZM258 158H260V157H258ZM5 159H6V157H5ZM8 159L6 160V161H8ZM38 159V158H37ZM178 159H180V158H178ZM181 159H182V156H181ZM189 159V158H188ZM214 159V158H213ZM220 159H222V158H220ZM242 159V158H241ZM244 159V158H243ZM1 160V159H0ZM4 160V159H3ZM30 160V159H29ZM71 160H73V159H71ZM87 160V159H86ZM153 160V159H152ZM217 160V159H216ZM247 160V159H246ZM105 161V162H104ZM127 161V160H126ZM129 161V160H128ZM213 161V160H212ZM0 162H2V160L0 161ZM36 162V161H35ZM80 162V161H79ZM207 162V163H206ZM220 162V161H219ZM237 162V161H236ZM260 162V161H259ZM26 163H28V162H26ZM25 163V164H26ZM68 163V162H67ZM71 163V162H70ZM69 163V164H70ZM74 163V162H73ZM72 163V164H73ZM96 163H98V161L96 162ZM154 163V162H153ZM191 163V164H192ZM214 163V162H213ZM221 163V162H220ZM8 164V163H7ZM22 164H23V162H22ZM61 164H63L62 162H61ZM61 164H59V165H61ZM68 164V165H69ZM71 164V165H72ZM76 164V163H75ZM212 164V163H211ZM217 164V163H216ZM225 164V163H224ZM2 165V164H1ZM33 165V164H32ZM44 165V164H43ZM50 165V164H49ZM66 165V164H65ZM71 165H69V166H71ZM82 165H83V163H82ZM82 165H81V167H82ZM84 165H85V163H84ZM87 165V164H86ZM85 165V166H86ZM90 165H92V164H90ZM101 165V166H100ZM4 166L6 167L7 165L5 164V165H3V168H4ZM16 166H17V164H16ZM22 166V165H21ZM20 166V167H21ZM57 166V165H56ZM64 166V165H63ZM69 166H67V167H69ZM93 166V165H92ZM91 166V167H92ZM222 166V165H221ZM255 166V165H254ZM24 167V166H23ZM51 167V166H50ZM77 167H78V165H77ZM94 167V166H93ZM218 167V166H217ZM231 167V166H230ZM60 168V167H59ZM69 168H72V167H69ZM68 168V169H69ZM74 168V167H73ZM83 168H86V167H84L83 166ZM89 168V167H88ZM187 168V167H186ZM194 168V167H193ZM206 168V167H205ZM261 168V167H260ZM10 170V168H5L4 170ZM29 169V168H28ZM65 169V168H64ZM81 169V168H80ZM89 169H92V168H89ZM130 169V168H129ZM185 169V168H184ZM192 169V168H191ZM196 169H195V171H193L194 172V174L195 173H197L196 172ZM219 169V168H218ZM3 170V169H2ZM4 170H3V172H4ZM50 170V169H49ZM84 170V169H83ZM86 170H88V169H86ZM85 170V171H86ZM93 170V169H92ZM220 170V169H219ZM231 170V169H230ZM229 170V171H230ZM259 170V169H258ZM264 170V169H263ZM19 171V170H18ZM37 171V170H36ZM52 171V170H51ZM73 171V170H72ZM71 171V172H72ZM75 171V170H74ZM124 171V170H123ZM155 171V170H154ZM187 171V170H186ZM206 171V170H205ZM215 171V170H214ZM243 171V170H242ZM257 171V170H256ZM2 172V171H1ZM61 172V171H60ZM79 172H81L80 170H79ZM125 172V171H124ZM132 172V171H131ZM189 172V171H188ZM191 172V171H190ZM189 172V173H190ZM199 172V173H200ZM260 172V171H259ZM6 173H7V171H6ZM5 172H4V175L6 174ZM39 173V172H38ZM70 173V172H69ZM89 173V172H88ZM198 173V174H199ZM253 173V172H252ZM14 174V173H13ZM12 174V175H13ZM32 174H33V172H32ZM46 174V173H45ZM54 174V173H53ZM71 174V176H72V174L74 175V172L73 173H70ZM81 174V173H80ZM84 174V173H83ZM185 174V173H184ZM187 174V173H186ZM208 174H210V173H208ZM47 175V174H46ZM62 175V174H61ZM65 175V174H64ZM196 175V174H195ZM194 175V176H195ZM213 175V174H212ZM248 175V174H247ZM2 176V175H1ZM11 176V175H10ZM14 176V175H13ZM16 176V175H15ZM44 176V175H43ZM42 176V177H43ZM77 176H79V175H77ZM9 177V176H8ZM59 177V176H58ZM66 177V176H65ZM73 177V176H72ZM75 177V176H74ZM89 177H91V175H89ZM88 177V178H89ZM130 177H132V176H130ZM151 177V178H150ZM155 176H153V178H154ZM176 177V176H175ZM182 177V176H181ZM210 177H211V175H210ZM217 177V176H216ZM254 177V176H253ZM16 179H18L17 177H15ZM14 178V179H15ZM20 178H23V177H20ZM25 178V177H24ZM33 178V177H32ZM48 178V177H47ZM53 178H54V176H53ZM133 178V177H132ZM179 178H180V176H179ZM183 178V177H182ZM181 178V179H182ZM246 178V177H245ZM252 178V177H251ZM250 178V179H251ZM7 179V178H6ZM29 179H30V177H29ZM41 179V178H40ZM64 179H66V178H64ZM73 179H75V178H73ZM73 179H72V181L71 180H68V184H71L72 182H73ZM83 179V178H82ZM125 179V178H124ZM146 181L147 179V181H148V183H147V181L145 182L144 180ZM178 179V178H177ZM238 179V178H237ZM236 179V180H237ZM8 180H10V179H8ZM24 180V179H23ZM46 180H48V179H46ZM77 180V179H76ZM80 180V179H79ZM95 180V181H94ZM184 180V179H183ZM240 180V179H239ZM243 180V179H242ZM260 180V179H259ZM10 181H12V179L10 180ZM18 181H19V179H18ZM22 181V180H21ZM71 183H70V182ZM81 181V180H80ZM87 181V180H86ZM88 181V182H89ZM128 181V180H127ZM141 181H144V182H141ZM14 182V181H13ZM20 182V181H19ZM23 182V181H22ZM42 182V181H41ZM57 184H56V186L58 185V182H57V180L55 181ZM186 182H187V180H186ZM186 182H184V183H186ZM4 183V182H3ZM25 183V182H24ZM45 183V182H44ZM61 183V182H60ZM77 183V185H79L78 184V182H76ZM75 183V184H76ZM80 183V186L82 185L81 183H82V181L81 182H79ZM85 183V182H84ZM146 183V184H145ZM150 183H152V182H150ZM178 183V182H177ZM219 183V182H218ZM5 184V183H4ZM11 184V183H10ZM15 184V183H14ZM27 184V183H26ZM30 184H31V182H30ZM43 184V183H42ZM47 184V183H46ZM53 184H55V183H53ZM67 184V185H68ZM88 184V183H87ZM94 184V183H93ZM124 184H125V181H124ZM153 184H154V182H153ZM153 184H152V186H153ZM181 184V183H180ZM212 184V183H211ZM3 185V184H2ZM21 185V184H20ZM48 185V184H47ZM62 185V184H61ZM66 185V184H65ZM64 185V186H65ZM73 184H71V186H72ZM86 185V184H85ZM85 185H82V187H85L86 189L88 188V186L86 187ZM157 185V184H156ZM163 185V184H162ZM191 185V184H190ZM5 186V185H4ZM14 186H18V185H14ZM39 186V185H38ZM63 186V187H64ZM68 186H70V185H68ZM68 186L66 187V188H68ZM150 186V185H149ZM176 186V185H175ZM175 186H172L171 187V185H167V186H164L162 189L161 188H159V192H160V189H161V193H162V197H161V203L163 204V203H165L166 201H168V200H170V198H172V191H171V188H173V187H175ZM235 186V185H234ZM256 186V185H255ZM11 187V186H10ZM37 187V186H36ZM58 187V186H57ZM73 187H75V185H73L71 188H73ZM79 187V186H78ZM78 187H76V188H78ZM82 187L79 189L80 191H82L81 189H82ZM124 187V186H123ZM122 187V189H124ZM248 187V186H247ZM252 186H250V188H251ZM30 188V187H29ZM47 188V187H46ZM50 188V187H49ZM48 188V189H49ZM52 188V187H51ZM70 188V189H71ZM154 188H156V186H154ZM6 189V188H5ZM12 189V188H11ZM69 189V188H68ZM73 189H75V188H73ZM84 189V188H83ZM85 189V190H86ZM150 189V188H149ZM158 189V188H157ZM217 189V188H216ZM215 189V190H216ZM245 189V188H244ZM23 190H24V188H23ZM36 190V189H35ZM62 190V189H61ZM153 188H152V192H153ZM190 190V189H189ZM240 190V189H239ZM247 190H250V189H247ZM262 190H264V189H262ZM12 191V190H11ZM31 191V190H30ZM33 191V190H32ZM64 191L66 192L67 190H65L64 189ZM69 191V190H68ZM115 191V190H114ZM193 191V190H192ZM196 191V190H195ZM238 191V190H237ZM251 191V190H250ZM249 191V192H250ZM1 192V191H0ZM4 192V191H3ZM3 192L0 194V210H1V208H3V209H5V210H7L8 209V207L12 204L11 202V200H13V198H14V196L13 195H15L16 193H14V191L12 192V193H14V194H10L11 192H10V190L7 192V191H5L4 192V194H3ZM43 192V191H42ZM57 192V191H56ZM73 192V191H72ZM78 192V191H77ZM84 192V191H83ZM110 192V191H109ZM122 192V191H121ZM156 192V191H155ZM177 192V191H176ZM183 192V191H182ZM194 192V191H193ZM259 192V191H258ZM22 193V192H21ZM38 193V192H37ZM54 193V192H53ZM74 193H75V191H74ZM73 193V194H74ZM112 193H113V191H112ZM146 193H147V191H146ZM225 193V192H224ZM238 193V192H237ZM243 193V192H242ZM42 194V193H41ZM61 194V193H60ZM59 194V195H60ZM78 194H79V192H78ZM120 194V193H119ZM152 194V193H151ZM191 194V193H190ZM244 194V193H243ZM242 194V195H243ZM62 195V194H61ZM72 195V194H71ZM155 195V194H154ZM159 195H160V193H159ZM185 195V194H184ZM16 196V195H15ZM56 196H57V194H56ZM68 196V195H67ZM112 196V195H111ZM152 196H153V194H152ZM174 196V195H173ZM194 196V195H193ZM225 196V195H224ZM254 196V195H253ZM263 196H264V194H263ZM46 197V196H45ZM79 197V196H78ZM88 199H87V198ZM126 197V196H125ZM175 197V196H174ZM189 197H190V195H189ZM192 197V196H191ZM226 197V196H225ZM234 197V196H233ZM26 198V197H25ZM28 198V197H27ZM38 198V197H37ZM47 198V197H46ZM49 198V197H48ZM66 198V197H65ZM80 198V197H79ZM121 198V197H120ZM128 198V199H129ZM250 198V197H249ZM15 199V198H14ZM33 199V198H32ZM68 199H69V196H68ZM76 199V198H75ZM87 199V200H86ZM114 199V198H113ZM125 200L127 199V197L126 198H124ZM182 199H184V198H182ZM232 198H230V200H231ZM262 199V198H261ZM264 199V198H263ZM80 200H81V198H80ZM85 200H86V204H87V202H89L88 203V205H86L85 206ZM157 200V199H156ZM173 199H171V201H172ZM176 200V199H175ZM202 200H204V199H202ZM71 201V200H70ZM174 201V200H173ZM252 201H253V199H252ZM18 202H20V201H18ZM38 202V201H37ZM126 202V201H125ZM128 202H130L129 200H128ZM180 202V201H179ZM200 202V201H199ZM206 202V201H205ZM251 202V201H250ZM30 203V202H29ZM75 203V202H74ZM151 203V202H150ZM160 203V202H159ZM160 203V204H161ZM172 203V202H171ZM171 203H170V205H171ZM181 203V202H180ZM204 203V202H203ZM264 203V202H263ZM15 204V203H14ZM41 204V203H40ZM179 204V203H178ZM187 204V203H186ZM231 204H233V203H231ZM249 204V203H248ZM39 205V204H38ZM73 203H72V207H73ZM80 205V206H81ZM126 205H127V203H126ZM165 205H166V203H165ZM164 205V206H165ZM168 205H169V203H168ZM169 205V206H170ZM185 205V204H184ZM189 205H191L190 203L187 205V207L189 206ZM193 205V204H192ZM26 206H27V204H26ZM37 206V205H36ZM45 206V205H44ZM57 206V205H56ZM70 206V205H69ZM70 206V207H71ZM123 206V205H122ZM142 206V205H141ZM167 206V205H166ZM172 206V205H171ZM181 206V205H180ZM183 206V205H182ZM200 206V205H199ZM207 206V205H206ZM206 206H205V208H206ZM240 206V205H239ZM248 206V205H247ZM11 207V206H10ZM48 207V206H47ZM71 207V208H72ZM129 207V206H128ZM145 207V206H144ZM161 207V206H160ZM175 207V206H174ZM173 207V208H174ZM184 207V206H183ZM192 207V206H191ZM191 207L189 206L188 207V212L191 210ZM232 207V206H231ZM249 207V206H248ZM262 207V206H261ZM14 208V207H13ZM21 208V207H20ZM23 208V207H22ZM66 208H68V207H66ZM66 208H65V210H66ZM70 208V209H71ZM74 208V207H73ZM119 208V207H118ZM153 208V207H152ZM172 208V209H173ZM178 208V207H177ZM196 208V207H195ZM198 208V207H197ZM201 208V207H200ZM200 208H199V210H200ZM234 208V207H233ZM235 208H237V207H235ZM10 209H12V208H10ZM149 209V208H148ZM154 209V208H153ZM179 209V208H178ZM232 209V208H231ZM13 210V209H12ZM48 210V209H47ZM51 210V209H50ZM54 210H55V208H54ZM65 210H63V211H60V212H64ZM68 210V209H67ZM126 211H127V209H125ZM140 210V211H139ZM146 210V209H145ZM162 210V209H161ZM174 210V209H173ZM179 210H181V209H179ZM203 210V209H202ZM240 210V209H239ZM246 210V209H245ZM260 210V209H259ZM1 211H4V210H1ZM13 211H15V209L13 210ZM29 211V210H28ZM69 211V210H68ZM68 211H66V212H68ZM70 211H72V209L70 210ZM127 211V212H128ZM144 211V210H143ZM150 211V210H149ZM148 211V212H149ZM164 211V210H163ZM165 211H166V209H165ZM182 211V210H181ZM9 211H7L6 213L4 212V214H8V216H10L9 214H11V215H14L13 214V212L11 211V213H8ZM23 212V211H22ZM54 212V211H53ZM55 212H56V210H55ZM54 212V213H55ZM65 212V213H66ZM145 212V211H144ZM166 212H168V211H166ZM171 212V211H170ZM169 212V213H170ZM191 212V211H190ZM243 212V211H242ZM15 213H16V211H15ZM58 213H59V211H58ZM58 213H56V215L58 214ZM64 213V214H65ZM71 213V212H70ZM113 213V214H112ZM146 213H147V211H146ZM245 213V212H244ZM251 213V212H250ZM2 213H0V215H1ZM34 214H36V212L34 213ZM43 214V213H42ZM68 214V213H67ZM74 214H73V216H74ZM150 214V213H149ZM153 214V213H152ZM176 214V213H175ZM53 216H54V214H52ZM56 215H55V217H53V218H58V217H56ZM60 215V214H59ZM68 215H71V214H68ZM111 215H114L113 217L111 216ZM120 215H121V213H120ZM126 215H128V214H126ZM129 215H128V218H129ZM192 215H193V213H192ZM7 216V217H8ZM15 216H16V214H15ZM50 216V215H49ZM64 216V215H63ZM67 216V215H66ZM73 216H71L72 218H73ZM195 216V215H194ZM251 216V215H250ZM4 217L6 218V216L4 215ZM10 217H12L11 219H10V221L9 222H11V221H14L15 219H16V217H14V216H10ZM42 217V216H41ZM48 217V216H47ZM65 217V216H64ZM121 217V216H120ZM119 217V218H120ZM122 217H124V216H122ZM125 217H127V216H125ZM15 218V219H14ZM45 218V217H44ZM63 218V217H62ZM62 218H60V219H62ZM69 218H70V216H67V219L69 220ZM127 218V221L129 220ZM149 218V217H148ZM252 218V217H251ZM261 218V217H260ZM4 220V222H5V220L7 219H4L3 217L2 218H0V220ZM9 219H7V220H9ZM12 219H14V220H12ZM34 219V218H33ZM50 219V218H49ZM64 219V218H63ZM192 219V218H191ZM2 220V221H3ZM17 220H18V217H17ZM17 220H15V222H17ZM71 220V219H70ZM120 220H122V218L121 219H119L117 222L118 223H121L120 222ZM125 221H126V218L124 219ZM174 220V219H173ZM184 220V219H183ZM182 220V221H183ZM198 220V219H197ZM243 220V219H242ZM252 220V219H251ZM20 221V220H19ZM19 221H18V223H19ZM51 221H58V219H54V220H51ZM50 221V222H51ZM126 221V222H127ZM131 221H129V222H131ZM204 221H206V220H204ZM245 221V220H244ZM4 222H2V223H4ZM5 223V224H3V226H5L6 224H10V223ZM15 222H13V224L15 223ZM25 222V221H24ZM37 222V221H36ZM36 222L35 221H33V225L34 224H36ZM39 222V221H38ZM64 223V220H62L61 221V223ZM126 222H124V223H121L122 225H124ZM184 222V221H183ZM192 222H194V221H192ZM237 222V221H236ZM12 223V222H11ZM21 223V222H20ZM48 223V222H47ZM51 223H53V222H51ZM51 223H50V225H48L49 227H51ZM59 224H61L60 223V220H59V222H58ZM57 223V224H58ZM179 223V222H178ZM203 223V222H202ZM205 223V222H204ZM42 224L43 223H41L40 222V225H41V227L42 228H44V226H42ZM45 224V223H44ZM49 224V223H48ZM59 224L57 225V229H58V226H59ZM112 224H114V223H112ZM136 224V223H135ZM150 224V223H149ZM187 224V223H186ZM190 224V223H189ZM189 224H188V226H189ZM192 224V223H191ZM14 225H17L16 223L14 224ZM26 225V224H25ZM30 227H32V225H31V222H30ZM28 225V226H29ZM39 225V226H40ZM47 225V224H46ZM46 225H45V227H46ZM52 225H54V226H56L55 224H52ZM64 225V224H63ZM62 225V226H63ZM66 225V224H65ZM117 225H119V224H117ZM130 225V226H131ZM170 225V224H169ZM168 225V226H169ZM238 225V224H237ZM251 225V224H250ZM1 226V225H0ZM6 226H8V225H6ZM5 226V227H6ZM10 226V225H9ZM8 226V227H9ZM27 226V227H28ZM37 226H38V224H37ZM47 226V227H48ZM54 226H52L51 228L52 229H54L53 231L56 233L55 235H57L59 232V234L60 235H64L63 234V232L62 231H59V232H57L56 231V229L54 228ZM67 226V225H66ZM119 226H121V225H119ZM118 226V227H119ZM127 226H129V223L127 224ZM135 226V225H134ZM138 226V225H137ZM149 226V225H148ZM175 226V225H174ZM173 226V227H174ZM201 226V225H200ZM240 226V225H239ZM7 227V228H8ZM11 227V226H10ZM13 227V226H12ZM34 227H36L35 225H34ZM40 227V228H41ZM125 227H126V224H125ZM132 227V226H131ZM165 227H167V226H165ZM172 227V228H173ZM196 227V226H195ZM241 227V226H240ZM61 228V227H60ZM65 228H67V227H64V230H65ZM111 228H112V226H111ZM134 228H136V227H134ZM133 228V229H134ZM140 228V227H139ZM171 228V227H170ZM177 227H175V228H173L172 229V231H170V233H171V237H172V239H171V242H172V240H174V242H175V244L177 245V249L178 248H180V249H186V250H190V251H192L193 249L195 250L197 247H199V246H201V245H199L198 244V239L199 238H197L196 236L197 235H192V232H187L186 230H183L184 231V233H181V228H177ZM188 228H190V227H188ZM188 228H187V230H188ZM193 228V227H192ZM238 228V227H237ZM242 228V227H241ZM246 228V227H245ZM250 228H252V227H250ZM2 229V228H1ZM50 229V228H49ZM51 229V230H52ZM113 229V228H112ZM116 229H117V227H116ZM121 229V228H120ZM153 229H155L154 227H153ZM161 229H162V227H161ZM164 229V228H163ZM197 229V228H196ZM17 230V229H16ZM42 230V229H41ZM47 230H48V228H47ZM47 230H45L46 231V235L50 232H48L47 233ZM121 230H123V229H121ZM135 230V229H134ZM190 230V229H189ZM193 230V229H192ZM254 230V232H253V234L254 235H251V236H247L244 240H240V239H242V238H240V239H238V237H236L238 240H236V238H235V241L231 244V248L229 249H224L223 247V249H222V251H221V254H220V252L218 253L220 256H218V254L215 256V260H218L219 259V262H217L216 261V264H264V256L262 257L263 259H259V261H257L258 259H257V257H258V255H259V249L260 248H258V245H259V240L261 241V235H259L260 233L259 232H261L260 230H258L257 228H254V229H252V231ZM1 231H5V228L3 229V230H1ZM1 231H0V238H1V236L3 235V236H5L4 234H1ZM12 231V230H11ZM18 231V230H17ZM124 231V230H123ZM126 231V230H125ZM133 231V230H132ZM160 231V230H159ZM236 231V230H235ZM251 231V230H250ZM28 232V231H27ZM65 232V231H64ZM135 232V231H134ZM138 232V231H137ZM195 232V231H194ZM263 232V231H262ZM2 233H4V232H2ZM23 233V232H22ZM53 233V232H52ZM51 232H50V234H51V236H55L54 234H52ZM119 233V234H120ZM165 233H167V232H165ZM236 233V232H235ZM58 234V235H59ZM251 234V233H250ZM262 234V233H261ZM20 235V234H19ZM45 235V236H46ZM128 235V234H127ZM235 235V234H234ZM21 236V235H20ZM26 236V235H25ZM49 235H47L46 237H48ZM65 236V235H64ZM68 236V235H67ZM74 236H75V238L76 239H74ZM124 236H126V235H123V237ZM165 236H166V234H165ZM236 236V235H235ZM242 236V235H241ZM246 236V235H245ZM50 237V236H49ZM55 237H57V236H55ZM60 236H58V238H59ZM61 237H63V236H61ZM140 237V236H139ZM153 237H155V236H153ZM205 237H206V235H205ZM243 237V236H242ZM4 238V237H3ZM2 238V239H3ZM51 239H52V241H53V246L54 245H57L58 243H56V244H54L55 243V239L53 240V238L52 237H50ZM57 238V239H58ZM70 238H69V240H70ZM125 238V237H124ZM135 238H136V236H135ZM156 238V237H155ZM166 238V237H165ZM168 238V237H167ZM169 238H170V236H169ZM197 238V239H196ZM204 238V237H203ZM264 238V237H263ZM46 239V238H45ZM44 239V240H45ZM49 239V238H48ZM61 239V238H60ZM64 239H66V237H63V240ZM131 239V238H130ZM139 239V238H138ZM144 239V238H143ZM162 239V238H161ZM195 239L197 240L196 242H195ZM68 240V241H69ZM76 240V241H75ZM167 240H169V239H167ZM201 240V239H200ZM199 240V241H200ZM208 240V239H207ZM216 240H218V239H216ZM233 240V239H232ZM264 239H262V241H263ZM11 241V240H10ZM49 241V240H48ZM52 241H50V242H52ZM62 241V240H61ZM67 241V240H66ZM104 241V240H103ZM108 241V240H107ZM152 241V240H151ZM164 241V240H163ZM166 241V240H165ZM219 241V240H218ZM228 241V240H227ZM261 241V242H262ZM7 242V241H6ZM41 242V241H40ZM46 242V241H45ZM60 242V241H59ZM65 242V241H64ZM70 242V241H69ZM133 242V241H132ZM136 242V241H135ZM149 242H150V240H149ZM154 242V241H153ZM162 241H160V243H161ZM166 242H168V241H166ZM173 242V243H174ZM205 242H207V241H205ZM213 242V241H212ZM216 242V241H215ZM47 243H49V242H47ZM61 243V242H60ZM71 243L73 244V242L71 241ZM108 243V242H107ZM195 243H197L198 245H196ZM200 244H201V242H199ZM223 243V242H222ZM143 244V243H142ZM147 244H148V242H147ZM226 244V243H225ZM228 244V243H227ZM261 244H263V243H261ZM1 245V244H0ZM36 245V244H35ZM44 245V244H43ZM50 245V244H49ZM52 245V244H51ZM104 245V244H103ZM106 245V244H105ZM138 245V244H137ZM140 245V244H139ZM195 245L197 246L196 248H195ZM206 245V244H205ZM210 245H211V243H210ZM209 245V246H210ZM5 246V245H4ZM16 246V245H15ZM22 246V245H21ZM20 246V247H21ZM58 246V245H57ZM63 246H64V244H63ZM66 246V245H65ZM148 246H151V245H148ZM225 246V245H224ZM260 246V245H259ZM262 246H264V245H262ZM36 247V246H35ZM49 247V246H48ZM56 247V246H55ZM59 247V246H58ZM58 247H57V249H58ZM161 247V246H160ZM174 247V246H173ZM205 247V246H204ZM213 247V246H212ZM11 248V247H10ZM41 248H42V246H41ZM64 249H65V247H63ZM70 248V247H69ZM109 248V249H110ZM150 248V247H149ZM158 248H159V245H158ZM220 248V247H219ZM37 249V248H36ZM60 249L62 250V248L60 247ZM59 249V250H60ZM68 249V248H67ZM102 249V248H101ZM108 249V250H109ZM199 249H201V248H199ZM203 249V248H202ZM209 249V248H208ZM215 250H216V248H214ZM262 249V248H261ZM4 250V249H3ZM72 250V251H71ZM145 250V249H144ZM158 250V249H157ZM168 250V249H167ZM169 250H171V249H169ZM185 250V251H186ZM193 250V251H194ZM198 250V249H197ZM225 252H224V251ZM33 251V250H32ZM50 251V250H49ZM66 251V250H65ZM160 251V250H159ZM159 251L157 252V254L159 253ZM178 251V250H177ZM177 251H176V249H175V252L176 253H174V255H172L171 257H173V259H171V261L170 262H179V260H180V258H178L179 257V254H177ZM203 251V250H202ZM262 251V253H264L263 251L264 250H261ZM1 252V251H0ZM3 252V251H2ZM11 252V251H10ZM37 252V251H36ZM41 252V251H40ZM43 252H44V250H43ZM47 252V251H46ZM45 252V253H46ZM62 253H63V251H61ZM60 252V253H61ZM69 252V253H70ZM172 252V251H171ZM195 252H196V250H195ZM209 252V251H208ZM217 252V251H216ZM222 252H224V253H222ZM19 253V252H18ZM28 253V252H27ZM66 253V252H65ZM64 253V254H65ZM68 253V254H69ZM154 253V252H153ZM183 253V252H182ZM187 253H189V252H187ZM199 253V252H198ZM261 253V252H260ZM262 253H261V255H262ZM9 254V253H8ZM13 254V253H12ZM24 254V253H23ZM48 255H49V253H47ZM64 254H63V256H64ZM67 254V253H66ZM65 254V255H66ZM71 254V253H70ZM190 254V253H189ZM36 255V254H35ZM59 255V254H58ZM106 255V254H105ZM161 255V254H160ZM183 255V254H182ZM199 255V254H198ZM264 255V254H263ZM46 256V255H45ZM51 256V255H50ZM67 256V255H66ZM153 256V255H152ZM151 256V257H152ZM208 256V255H207ZM210 256V255H209ZM219 258H218V257ZM20 257V256H19ZM36 257V256H35ZM164 257V256H163ZM205 256H203V258H204ZM216 257H217V259H216ZM31 258H33V257H31ZM51 258V257H50ZM58 258H60V257H58ZM71 258V260H69ZM99 258V257H98ZM144 258V257H143ZM187 258V257H186ZM199 258V257H198ZM258 258H260V257H258ZM43 259H45V258H43ZM57 259V258H56ZM62 259V258H61ZM60 259V260H61ZM100 259H102V257L100 258ZM154 259V258H153ZM1 260V259H0ZM51 260V259H50ZM53 260V259H52ZM98 260V259H97ZM97 260H96V263L97 264H99L98 262H97ZM166 260V259H165ZM169 260V259H168ZM201 260H202V258H201ZM41 261V260H40ZM66 261V260H65ZM99 261H101V260H99ZM153 261V260H152ZM162 261V260H161ZM205 261V260H204ZM44 262V261H43ZM102 262V261H101ZM160 262V261H159ZM192 262V261H191ZM256 262H259V263H256ZM143 263V262H142ZM146 263H147V261H146ZM145 263V264H146ZM157 263H158V261H157ZM169 263V262H168ZM167 263V264H168ZM180 264H181V262H179ZM184 263V262H183ZM202 263V262H201ZM37 264V263H36ZM102 264V263H101ZM162 264V263H161ZM174 264V263H173ZM195 264H200V263H198V261H197V263L195 262ZM205 264V263H204ZM210 264V263H209Z\"/></svg>",
  "mask_w": 264,
  "mask_h": 264
}]
</instances>
